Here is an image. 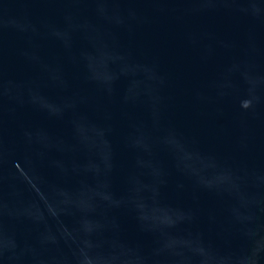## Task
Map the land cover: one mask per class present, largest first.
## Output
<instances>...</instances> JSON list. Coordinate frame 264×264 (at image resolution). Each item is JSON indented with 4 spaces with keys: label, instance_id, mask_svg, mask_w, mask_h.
I'll use <instances>...</instances> for the list:
<instances>
[{
    "label": "water",
    "instance_id": "95a60500",
    "mask_svg": "<svg viewBox=\"0 0 264 264\" xmlns=\"http://www.w3.org/2000/svg\"><path fill=\"white\" fill-rule=\"evenodd\" d=\"M0 264H264V0H0Z\"/></svg>",
    "mask_w": 264,
    "mask_h": 264
}]
</instances>
